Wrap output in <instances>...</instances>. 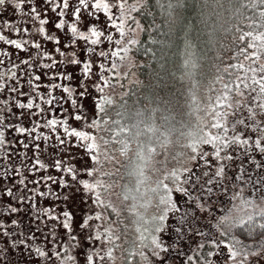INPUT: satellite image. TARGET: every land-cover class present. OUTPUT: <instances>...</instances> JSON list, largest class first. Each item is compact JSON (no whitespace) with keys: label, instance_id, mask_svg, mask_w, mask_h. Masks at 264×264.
Masks as SVG:
<instances>
[{"label":"snow or ice","instance_id":"6c2138e0","mask_svg":"<svg viewBox=\"0 0 264 264\" xmlns=\"http://www.w3.org/2000/svg\"><path fill=\"white\" fill-rule=\"evenodd\" d=\"M8 13L13 15L3 20ZM101 13L111 27L98 26ZM120 22L111 0H0V42L14 46L12 51L0 50V264H103L111 258L109 249L101 251L105 237L94 179L96 150L84 130L95 118L89 124L80 100L92 95L90 89L100 93L106 65L100 62L94 74L90 57L105 32L111 46V29L119 32ZM106 55L99 50L100 57ZM72 116L83 120L84 128L73 127ZM73 144L83 151L66 155ZM255 148L240 156L264 157L259 137ZM233 158L231 151L214 147L198 157L204 167L191 187L192 168L182 169L163 186L155 214L141 229V247L148 249L145 264H185L184 240L195 242L187 249L192 253L187 264H264V238L248 243L257 233L264 234V214L239 224L236 207L216 213L223 196L244 198V188L236 181L251 184L243 163L235 181L227 174ZM73 159H79V167L69 162ZM181 200L194 207L182 206ZM170 218L175 220L172 225ZM169 228L176 237L171 242L165 239ZM216 253L220 255L212 259Z\"/></svg>","mask_w":264,"mask_h":264},{"label":"trees","instance_id":"16d2710c","mask_svg":"<svg viewBox=\"0 0 264 264\" xmlns=\"http://www.w3.org/2000/svg\"><path fill=\"white\" fill-rule=\"evenodd\" d=\"M126 8L131 35L115 52L128 71L111 72L92 119L99 192L118 201L108 212L132 236L141 203L155 206L201 142L264 120V0H127Z\"/></svg>","mask_w":264,"mask_h":264},{"label":"rangeland","instance_id":"374dc122","mask_svg":"<svg viewBox=\"0 0 264 264\" xmlns=\"http://www.w3.org/2000/svg\"><path fill=\"white\" fill-rule=\"evenodd\" d=\"M126 1L127 0H111L113 11H116L120 17V21H121L119 25L120 30L118 32L115 28L111 29L112 34L114 36L113 37L114 40L111 43V46L109 45V42L106 39L107 32H105V36L101 37L102 43L96 46L97 52L92 54V56L90 57L93 60L92 71L94 74L99 73L100 71L99 63L100 62L105 63L107 70H105V73H104V80L99 82L100 93H97L95 92V90L90 89V91L92 92V95L81 98L80 100V103L84 105L82 114L87 116L89 120V124L92 120L93 113L95 112V109H96L95 103L99 102L98 101L99 96L100 98L103 95L107 96L106 95L107 92L110 91L108 90L109 85H110L108 76L110 77V75H112L111 72L112 73L114 72V75H117L115 69L118 72H123L124 70L125 72L128 71L126 66L129 63V61L124 59L123 57L118 56L115 52V51H119L120 48L124 46L125 40L131 35L125 25V16H126V9H127ZM25 7H27V5H25ZM12 15H13L12 13H8L7 16L3 17V20L5 21L8 20V18ZM16 18L19 19L20 17L17 16ZM67 19L71 20L72 18L69 16L67 17ZM104 20H105V16L103 13H101L100 22L98 26H100L102 29L111 27L110 25L104 24L103 23ZM5 31L7 34V30ZM12 35L15 36V34H12ZM116 39L119 40L118 44L115 43ZM78 43H82V42H78ZM48 46L51 47V45H48ZM4 49L12 51L14 50V46H9V45L4 44L3 42H0V50H4ZM101 49L105 50L107 54L106 58L99 56V50ZM20 56H24V53L21 52ZM2 59H4L3 56H0V60ZM0 67H3V65H0ZM97 79H98V76H95L94 80H97ZM112 88L114 89L113 86ZM257 116L255 118L256 120L253 121V119H250L248 123H236L235 122L233 124L227 125V128L229 131L225 136H221V137L217 136L213 138L212 140L201 142L200 146L203 148V152L197 155V157H195V159H193L191 162L192 180L190 184L188 185L189 187H191V185L195 183L196 176L202 175V170L204 166L202 164V161H199L198 157L206 151L211 153L214 147H219L224 151H231V154L234 158L231 161V167H228L226 171H227V174L232 178V181L236 180V174H237L239 165L242 163L245 165V170H246L245 175H246V178L251 180V184L247 185V184H244L243 181H236V184L239 187L244 188V198L233 201L231 200L230 195H225L221 198L222 209L220 207L216 208V213L224 214L228 211H232L233 208L236 207L238 211L234 213V215L238 217L237 222L240 221V219L247 218L251 213L264 214V191H262V189H264V157H261L258 153H256L257 159L259 160H257L255 156H252L249 160L247 155H243L241 157L239 153V152L246 153L249 150L256 151L255 144H256L257 137H259V139L262 142H264V120L259 119V116L258 117ZM69 122L72 124L73 127L84 128L83 120L76 121L74 116L69 117ZM84 130L89 131L91 142L93 143L94 136H95L94 123L91 126L84 128ZM62 138L64 137L62 136ZM73 139H75V137H73ZM222 141H227V143L225 144ZM249 144H251V149H249ZM70 148H71L70 153H67L66 155L75 156V154L83 151V149H81L78 145H75V144L70 145ZM84 159L87 160L88 159L87 156H85ZM208 159L211 160L213 164L216 163L215 158L212 157L211 155H209ZM252 160L256 162L255 166L251 164ZM69 162L76 163L77 167L80 166L79 159H73ZM88 164L89 166H91L90 160L88 161ZM98 174L100 173L95 168V165H94V179L98 186V189H97L98 197L101 201V206H100L101 230H102V234L105 237L103 241V248L101 249V251H104V249H109L111 251V258L105 259L103 261V264H145L143 257L144 255L147 254L148 249L141 247V244H142L141 229L147 228L148 225L146 221L155 214L160 193L158 192L154 196V199H155L154 207L151 208L150 206L148 208L146 207V205L142 206L143 203H141L139 207L138 219L140 220L138 223V233H135L134 235L130 236L131 233L129 231H132V229H129V227H127L125 229V234H120L119 231L122 226H121V222L119 221V219H121V215H120V218L116 216L117 214L113 215L114 217H112L110 212H108L109 209L107 208L108 206H110L113 209H117L119 205L118 201L115 199L112 201V203H110V199L107 196L105 197L104 195L100 194L99 186L102 187L103 182L100 181V175L98 176ZM203 179H206V178H203ZM226 183L228 184L229 188H231V181H228ZM239 184H244V185H239ZM252 188H255V192L252 191ZM237 191H239V189H237ZM258 195H262L260 200L252 201L253 199H256ZM41 203L47 205L48 201L44 200V201H41ZM180 203L182 206L194 207V205H184L183 200H181ZM108 219H110V221ZM114 221H116L117 223L115 224ZM124 221L126 222L128 220L125 219ZM174 223H175V220L170 218L168 221V224L172 225ZM202 223H203L202 221L200 223H197L196 227L200 228L202 226ZM233 225L229 226V229H228L229 231H231V228L233 227ZM188 226L191 227L192 225L190 224ZM127 231L128 233L126 234ZM124 235H127L128 238ZM262 238H264V236H262L261 238L255 241H248V243L255 244ZM165 239L168 240L169 242L176 239L174 229L169 228V232L165 235ZM128 240H129V243L132 242V245H133L130 251L125 250L123 247L124 242L127 243ZM196 242H198V240ZM189 246L194 248L195 242L190 241V240H184L183 242H181V250L187 253V255L184 257L185 264H187V257L192 255L191 252L187 251ZM224 247L225 246L221 245V248H224ZM208 250H210V246H206L205 251H208ZM219 255L220 253H216V255L212 257V259H216V257ZM77 258L78 259L80 258L78 251H77Z\"/></svg>","mask_w":264,"mask_h":264}]
</instances>
